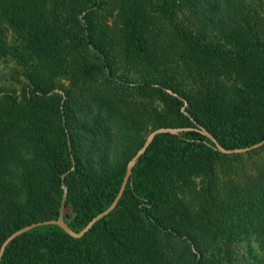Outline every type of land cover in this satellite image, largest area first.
<instances>
[{
  "label": "trees",
  "instance_id": "16d2710c",
  "mask_svg": "<svg viewBox=\"0 0 264 264\" xmlns=\"http://www.w3.org/2000/svg\"><path fill=\"white\" fill-rule=\"evenodd\" d=\"M0 36L28 82L0 96V249L62 207L81 232L150 133L190 129L155 138L83 238L38 227L1 264H209L249 224L264 250V147L200 131L264 140V0H0Z\"/></svg>",
  "mask_w": 264,
  "mask_h": 264
},
{
  "label": "rangeland",
  "instance_id": "374dc122",
  "mask_svg": "<svg viewBox=\"0 0 264 264\" xmlns=\"http://www.w3.org/2000/svg\"><path fill=\"white\" fill-rule=\"evenodd\" d=\"M109 23L113 24L115 19L108 17ZM3 36L8 46L16 42V35L5 23ZM0 36V42H1ZM65 81H60L63 84ZM66 84V83H65ZM24 68L11 56L4 55L0 48V96L11 93L21 96L22 91L27 87ZM56 94L64 95L62 89H56ZM66 191V188L64 189ZM61 218L64 220V207L61 210ZM232 237L228 236L218 241L213 247L209 264H264V250L256 241L257 234L252 226H240Z\"/></svg>",
  "mask_w": 264,
  "mask_h": 264
},
{
  "label": "water",
  "instance_id": "95a60500",
  "mask_svg": "<svg viewBox=\"0 0 264 264\" xmlns=\"http://www.w3.org/2000/svg\"><path fill=\"white\" fill-rule=\"evenodd\" d=\"M190 129H181V128H160L158 130L153 131L152 133H150L148 135V137L145 140V143L143 145V147L137 152L136 156L129 162L128 167H127V172L125 175V178L123 180L120 192L117 196V198L115 199V201L112 203V205L103 213L97 215L94 219H92V221L79 233L73 231L70 226L65 223V221L63 220V218H60L59 220H52V221H46V222H41V223H37V224H32L30 226H27L25 228H23L22 230L17 231L16 233H14L13 235H11L2 245L1 249H0V264L2 261V258L4 256L5 250L6 248L18 237H20L21 235L30 232L31 230L38 228V227H42V226H47V225H56L59 226L60 228H62L68 235H70L73 238L76 239H81L83 238L88 232H90L93 227L99 223L100 221H102L105 217H107L108 215H110L118 206L121 198L123 197L126 188H127V184L130 181L132 174H133V170L135 168V166L137 165V163L139 162V160L146 154L147 150L149 149V147L151 146V144L154 142L155 138L161 134H173V135H178L180 133L189 131ZM204 135H206L208 138H210L217 146L218 150L224 154L227 155H234V154H247L249 152H252L254 150H258L262 147H264V140L254 146L248 147V148H244V149H235V150H226L223 147H221L218 142L216 141V139L209 134L208 132H206L205 130H200Z\"/></svg>",
  "mask_w": 264,
  "mask_h": 264
}]
</instances>
